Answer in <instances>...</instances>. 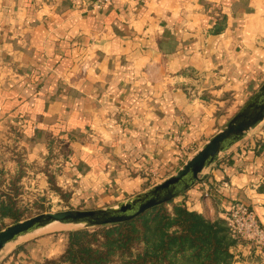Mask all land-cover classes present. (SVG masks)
I'll return each mask as SVG.
<instances>
[{"label":"crops","instance_id":"obj_1","mask_svg":"<svg viewBox=\"0 0 264 264\" xmlns=\"http://www.w3.org/2000/svg\"><path fill=\"white\" fill-rule=\"evenodd\" d=\"M90 6L0 0V202L16 194L12 183L19 197L51 194L50 178L70 184L79 202L141 195L181 168L182 147H203L264 82V0ZM252 130L174 202L214 218L240 201L264 221V130ZM149 165L160 181H149ZM21 240L0 264L57 258L67 235ZM232 252V264H263L248 246Z\"/></svg>","mask_w":264,"mask_h":264},{"label":"trees","instance_id":"obj_2","mask_svg":"<svg viewBox=\"0 0 264 264\" xmlns=\"http://www.w3.org/2000/svg\"><path fill=\"white\" fill-rule=\"evenodd\" d=\"M8 189L16 194L1 195L0 219L16 222L25 214L23 195L13 183ZM237 243L223 217L172 200L125 222L70 230L64 252L43 264H232Z\"/></svg>","mask_w":264,"mask_h":264},{"label":"water","instance_id":"obj_3","mask_svg":"<svg viewBox=\"0 0 264 264\" xmlns=\"http://www.w3.org/2000/svg\"><path fill=\"white\" fill-rule=\"evenodd\" d=\"M264 120V82L253 97L174 175L130 201L100 209H67L45 212L13 222L0 230V254L5 247L23 236L52 225H75L86 228L125 222L146 211L169 203L203 181L205 170ZM1 256V255H0Z\"/></svg>","mask_w":264,"mask_h":264},{"label":"rangeland","instance_id":"obj_4","mask_svg":"<svg viewBox=\"0 0 264 264\" xmlns=\"http://www.w3.org/2000/svg\"><path fill=\"white\" fill-rule=\"evenodd\" d=\"M263 84V83H262ZM262 84L259 87V90L262 86ZM258 90V91H259ZM257 91V93H258ZM257 93L253 96L255 97L257 95ZM250 101V100H249ZM248 101V102H249ZM246 102L244 104V106L248 103ZM244 106L240 107L239 110L237 112H239ZM236 112V113H237ZM235 113V114H236ZM234 114V115H235ZM233 115V116H234ZM232 115L230 116L231 118L233 117ZM229 118V120L231 119ZM228 120V121H229ZM228 123V122H227ZM226 123V124H227ZM225 124V126H226ZM224 126V127H225ZM223 127V128H224ZM253 130L257 133V131H262L264 130V120L261 121L259 124H257ZM252 130V131H253ZM259 135H263V134H259ZM260 139V138H259ZM205 145V144H204ZM203 145V146H204ZM202 147L199 146H195V145H190V146H186V147H182L181 152L183 153V159L185 160V162L182 165H179L181 167H183V165L191 158L195 155V153H197ZM147 169H145V171H149L151 172V176L150 178V182L156 183L158 181H160L159 176H156L155 173L153 172V169L155 170L154 167H152L151 165H149L148 167H146ZM154 181V182H153ZM50 182V193H45L44 196H36L33 195V193H31L29 190L27 191H23V196H22V201H23V208L25 207V214L23 219L25 218H29L32 216H36L45 212H55V211H60V210H67V209H100V208H104V207H109V206H115L121 203H125L127 201H130L133 199V197H137V195H130V196H121L119 197L117 200H113L110 202H100V201H76V200H72L73 198V190L71 189V185L68 183H60L59 180H53L51 179ZM163 181H160V183H162ZM152 189V188H150ZM149 189V190H150ZM36 196V197H35ZM93 203H97L92 205ZM13 223V222H12ZM11 223H5V222H1L0 223V230H2L3 228H5L6 226L10 225ZM56 225V224H55ZM86 228L85 226H75L73 225V227L71 228H64V229H55V228H45V229H41L38 230L36 232H33L31 234H28L26 236H23L22 238H20L19 241H22L21 239H27V238H36V239H42L45 237H48L50 235H67V232L70 230H75V229H83ZM43 231V232H42ZM16 240V241H18ZM16 241L11 242L10 244H8L5 249L3 250L2 254L0 255H4V253H6L8 250L11 251L13 245H15V243H17Z\"/></svg>","mask_w":264,"mask_h":264},{"label":"built area","instance_id":"obj_5","mask_svg":"<svg viewBox=\"0 0 264 264\" xmlns=\"http://www.w3.org/2000/svg\"><path fill=\"white\" fill-rule=\"evenodd\" d=\"M112 2L113 0H91L90 10L93 13L99 12L110 7ZM223 186L228 185L223 183ZM215 188L217 190L218 187ZM212 194V189L205 192L206 197ZM221 217L226 220L232 236L238 241L235 246H248L250 254L258 255L264 264V221L246 203L240 201L230 202Z\"/></svg>","mask_w":264,"mask_h":264},{"label":"bare ground","instance_id":"obj_6","mask_svg":"<svg viewBox=\"0 0 264 264\" xmlns=\"http://www.w3.org/2000/svg\"><path fill=\"white\" fill-rule=\"evenodd\" d=\"M72 228L73 227V225H61V224H57V225H52V226H49V229L50 228H55V229H64V228ZM45 231H46V229H45ZM43 232V231H42ZM32 235V234H31ZM19 241V240H18ZM14 246V245H13Z\"/></svg>","mask_w":264,"mask_h":264}]
</instances>
